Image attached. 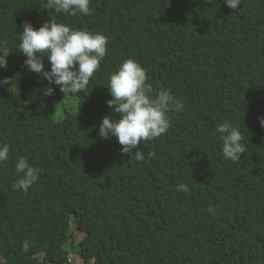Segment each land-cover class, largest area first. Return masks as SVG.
Segmentation results:
<instances>
[{"label":"trees","instance_id":"1","mask_svg":"<svg viewBox=\"0 0 264 264\" xmlns=\"http://www.w3.org/2000/svg\"><path fill=\"white\" fill-rule=\"evenodd\" d=\"M91 1V14L70 16L47 9L46 0H0V41L10 52L7 67L0 68V144L10 148L9 160L0 164V264L63 262L57 239L49 238L54 247L48 250L35 248L44 232L32 228L40 220L48 223L35 205L59 206L78 197L97 175L96 204L79 221L88 232L86 264H190L193 230L184 244L175 237L179 225L193 221L174 183L212 159L232 181V195L226 202L209 195L199 211L204 218L231 214L236 221L235 264H264V136L252 138L251 130H262L248 117L258 114L242 101L243 91L264 79V0H242L235 10L223 0H119L111 6ZM35 9L57 23L111 37L100 69L75 93L87 105L84 113L68 111L58 119L52 102L39 96L26 101L23 80L35 82V76L16 49L23 22ZM129 58L148 66L154 94L167 89L184 105L174 110L158 140L141 142L145 160L140 162L121 155L116 138L97 135L111 112L110 75ZM54 95L61 97L58 89ZM226 120L244 133L246 153L235 162L223 160L222 141L214 135ZM22 156L39 169L27 193L12 187L20 178L15 163ZM210 206L214 214L207 211Z\"/></svg>","mask_w":264,"mask_h":264},{"label":"clouds","instance_id":"2","mask_svg":"<svg viewBox=\"0 0 264 264\" xmlns=\"http://www.w3.org/2000/svg\"><path fill=\"white\" fill-rule=\"evenodd\" d=\"M108 6L119 0H106ZM91 0H46L47 9L56 13H66L70 16L89 15L92 12ZM212 2V0H208ZM104 5V3L98 1ZM225 6L235 10L242 4V0H223ZM105 6V5H104ZM101 30V29H99ZM108 41L111 37L101 32H94L91 28H76L72 25L57 23L47 16L43 9L30 10L27 20L23 22L20 41L16 51L24 56V65L35 76V82L23 80L29 90L26 101L32 102L41 97L53 103L56 117L62 118L71 111L65 106L66 94L82 102L84 113L87 105L75 93L83 92L89 85L90 79L100 69L101 61L107 55ZM6 42L0 41V68L7 67V56L10 52L3 51ZM8 79V78H7ZM21 88V80L16 84ZM111 99L107 101L111 112L105 115L100 122L98 137L100 139L116 138L120 147V154L134 158L137 162L144 161L145 156L140 151V144L158 140L167 132L174 110H182L183 103L176 99L169 90L163 89L154 94L149 82L148 66L135 59H126L119 68L110 75L107 85ZM56 89L61 97L54 95ZM50 95L47 99L42 95ZM33 91V92H32ZM56 101L63 103L64 111L56 108ZM242 101L247 106L251 104L253 119L261 128L251 130L253 139H262L264 136V79L259 84L242 93ZM90 103V102H89ZM61 117H58L59 113ZM118 114L119 118H116ZM214 135L222 141L223 160L238 161L246 153V144L243 131L231 121H224L217 125ZM260 148L259 150H261ZM10 148L7 144H0V164L10 158ZM21 153L18 152L19 156ZM87 168L97 171L95 165L84 159ZM15 170L20 178L12 185L14 190L27 193L29 188L39 178V169L32 166L26 157L16 160ZM232 181L223 172L217 169V161L212 159L206 162L203 168L177 180L174 190L181 202L188 207V216L193 224L179 225L176 230V242L184 244L189 238V231L195 237L193 248L189 253L190 264H235L234 252L237 244L238 225L227 214L219 219L202 216L204 199L209 195H220L226 202L232 192ZM101 180L98 175L91 178L82 186V193L70 200L47 205H35L37 210L45 214L48 223L40 220L35 224L36 230L44 233L37 240L36 249L48 250L54 247L49 238L57 239L63 249L65 259L56 264H86L83 256L88 232L79 223L81 218L92 210L96 204L95 195L99 191ZM200 210V211H199ZM209 214L215 209L209 207ZM53 212V216L48 215ZM61 223H64L62 225ZM30 242L25 241L23 251H29ZM44 252L38 254L41 260ZM94 261V259H92ZM91 261V262H92ZM48 264H52L48 262Z\"/></svg>","mask_w":264,"mask_h":264},{"label":"rangeland","instance_id":"3","mask_svg":"<svg viewBox=\"0 0 264 264\" xmlns=\"http://www.w3.org/2000/svg\"><path fill=\"white\" fill-rule=\"evenodd\" d=\"M41 93H42L43 96H45V98H47V99H50L51 98L50 95H45L43 93V90L41 91ZM81 103L82 102H80L79 100L72 98L69 94H66V100H65L64 104H65V106H67V108L69 110L76 111V112L83 111V106L80 105ZM56 108L58 110H61L63 112L64 111L63 103L61 101H56ZM61 116H62V113L60 112L58 114V117H61ZM76 263L77 264H81V261L77 260Z\"/></svg>","mask_w":264,"mask_h":264}]
</instances>
